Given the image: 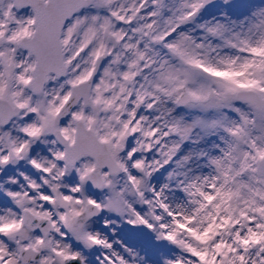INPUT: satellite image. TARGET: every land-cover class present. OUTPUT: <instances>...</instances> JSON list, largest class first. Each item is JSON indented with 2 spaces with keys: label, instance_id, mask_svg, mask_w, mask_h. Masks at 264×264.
Masks as SVG:
<instances>
[{
  "label": "snow or ice",
  "instance_id": "1",
  "mask_svg": "<svg viewBox=\"0 0 264 264\" xmlns=\"http://www.w3.org/2000/svg\"><path fill=\"white\" fill-rule=\"evenodd\" d=\"M0 264H264V0H0Z\"/></svg>",
  "mask_w": 264,
  "mask_h": 264
}]
</instances>
